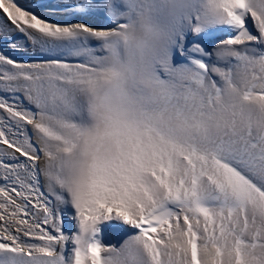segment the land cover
Returning a JSON list of instances; mask_svg holds the SVG:
<instances>
[{
	"label": "snow or ice",
	"instance_id": "snow-or-ice-1",
	"mask_svg": "<svg viewBox=\"0 0 264 264\" xmlns=\"http://www.w3.org/2000/svg\"><path fill=\"white\" fill-rule=\"evenodd\" d=\"M0 20L4 48L48 54L0 49V264H264V0H0Z\"/></svg>",
	"mask_w": 264,
	"mask_h": 264
},
{
	"label": "bare ground",
	"instance_id": "bare-ground-1",
	"mask_svg": "<svg viewBox=\"0 0 264 264\" xmlns=\"http://www.w3.org/2000/svg\"><path fill=\"white\" fill-rule=\"evenodd\" d=\"M43 3L51 6V7H64L66 6H72L74 3L69 2L67 0V3H61V0H43ZM48 18L51 20H57V21H68V22H74L75 16H72L71 13H57L50 15ZM59 19V20H58ZM3 22L0 20V23ZM30 128V126H29ZM67 211L71 213L73 210L71 208H68ZM134 232L133 229H131L128 226L123 225L120 222L117 221H112V222H107L102 226V241L103 243L107 244L108 240H110V244H119L122 243L124 239L127 238L128 235L132 234Z\"/></svg>",
	"mask_w": 264,
	"mask_h": 264
},
{
	"label": "rangeland",
	"instance_id": "rangeland-1",
	"mask_svg": "<svg viewBox=\"0 0 264 264\" xmlns=\"http://www.w3.org/2000/svg\"><path fill=\"white\" fill-rule=\"evenodd\" d=\"M69 2L75 3V0H69ZM17 3L27 6L29 4V0H17ZM64 6H66V5H64ZM69 13H67V14H69ZM72 16H75L74 22L81 19V17L78 15L72 14ZM60 22H63V21H60ZM89 22L95 23V21H91V20ZM0 49L5 50L10 57H13L17 61H20V62L40 61V60L46 59L47 55H48L47 53H42L38 50H34L30 45L27 47L26 50H23V51H11V50L4 48L3 43L0 42Z\"/></svg>",
	"mask_w": 264,
	"mask_h": 264
},
{
	"label": "water",
	"instance_id": "water-1",
	"mask_svg": "<svg viewBox=\"0 0 264 264\" xmlns=\"http://www.w3.org/2000/svg\"><path fill=\"white\" fill-rule=\"evenodd\" d=\"M107 244H110V240H108Z\"/></svg>",
	"mask_w": 264,
	"mask_h": 264
}]
</instances>
